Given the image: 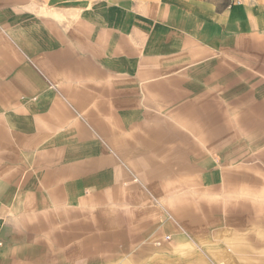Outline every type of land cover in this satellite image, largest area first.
Here are the masks:
<instances>
[{
  "label": "crops",
  "instance_id": "1",
  "mask_svg": "<svg viewBox=\"0 0 264 264\" xmlns=\"http://www.w3.org/2000/svg\"><path fill=\"white\" fill-rule=\"evenodd\" d=\"M260 60L264 0H0V264H232L253 236L155 204L215 186Z\"/></svg>",
  "mask_w": 264,
  "mask_h": 264
},
{
  "label": "rangeland",
  "instance_id": "2",
  "mask_svg": "<svg viewBox=\"0 0 264 264\" xmlns=\"http://www.w3.org/2000/svg\"><path fill=\"white\" fill-rule=\"evenodd\" d=\"M260 65L264 66V61L260 60ZM257 88L258 84L254 79L250 80V92L243 98L246 105L251 107L247 112L248 117L237 115L240 109L233 108L232 125L224 124L225 109H218L215 116H209L207 111V123L215 120L220 136L232 133V140L217 142L220 146L231 143L226 151L232 157L221 165L219 161L220 171L218 170L215 186L209 187L208 182L202 179L200 187H197L199 174L186 173L184 189H163L164 195L169 193V197H162L159 199L160 203L156 201L155 204L160 210L162 222L169 224L166 232L181 231V227L179 230L176 228L179 214L180 219H185L187 227L198 223H214L212 226L217 228H231V233L227 235L236 233L244 237L253 236V240L250 237L247 240L248 248L244 252H233L235 260L232 264H264V234H260L264 230V105L260 103L263 107H257L260 102L258 99L264 93L253 91ZM259 88L264 90V84ZM238 97L240 94H233L234 100H242ZM240 120L245 123H238ZM202 127L213 126L206 124ZM2 148L7 149V140H2L0 135V154ZM223 150L222 153L225 152ZM226 155L225 153L221 158L222 162L230 157H225ZM190 158L195 161L199 159L195 154ZM240 176L246 179H238Z\"/></svg>",
  "mask_w": 264,
  "mask_h": 264
}]
</instances>
